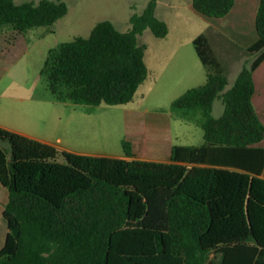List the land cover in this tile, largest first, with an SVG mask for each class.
<instances>
[{
    "label": "trees",
    "instance_id": "1",
    "mask_svg": "<svg viewBox=\"0 0 264 264\" xmlns=\"http://www.w3.org/2000/svg\"><path fill=\"white\" fill-rule=\"evenodd\" d=\"M235 4L192 0L195 11L215 19ZM156 9L151 0L129 31L106 20L88 37L51 49L41 74L54 98L93 107L133 103L150 73L139 36L148 29L158 39L169 35ZM68 12L64 0H0V35L51 27ZM255 25L258 40L240 50L256 58L229 89L209 38L193 41L207 79L171 110L199 124L205 143L173 146L167 163L136 159L127 141L125 158L89 156L0 127V185L9 192L0 264H264V148L257 147L264 124L253 104L264 0Z\"/></svg>",
    "mask_w": 264,
    "mask_h": 264
},
{
    "label": "rangeland",
    "instance_id": "2",
    "mask_svg": "<svg viewBox=\"0 0 264 264\" xmlns=\"http://www.w3.org/2000/svg\"><path fill=\"white\" fill-rule=\"evenodd\" d=\"M64 1L69 12L53 26L34 28L14 38L7 33L0 35V123L25 129L36 140L46 139L89 156L125 157L123 142L129 141L135 143L131 146L141 160L167 163V154L145 142L146 132L152 136L151 121L168 141L172 137L177 145H201V126L177 117L171 110L175 97L186 88L202 85L207 78V68L193 41L201 35L209 38L227 74V89L234 84L238 71L253 61L229 35L210 26L220 19L195 11L192 0H157L156 16L168 24L169 35L158 39L148 29L139 36L140 44L148 47L145 60L150 73L134 102L75 105L56 100L50 92L41 74L48 52L77 37H88L102 21H111L122 32L129 31L132 16L143 14L151 0ZM26 2L40 0H16L17 4ZM223 109L217 101L214 116L219 117ZM4 147L9 148L8 144ZM7 232V223L0 215V247Z\"/></svg>",
    "mask_w": 264,
    "mask_h": 264
},
{
    "label": "crops",
    "instance_id": "3",
    "mask_svg": "<svg viewBox=\"0 0 264 264\" xmlns=\"http://www.w3.org/2000/svg\"><path fill=\"white\" fill-rule=\"evenodd\" d=\"M259 1L260 0H236V4L233 7V9L231 10V12L228 14V16L223 18V19H220V20L212 21L210 26L216 30H219L220 32H224L227 35H229L231 37L232 41H234L236 44H238V46L240 48H243V49L248 48L249 46H251L252 44H254L258 40V34L256 31L255 23H256V16H257L258 8H259ZM5 35H9L11 38H14V36H17L19 34L14 33V32H9ZM251 58H253V61H254L256 56H253ZM244 67H246V66H244ZM244 67H242L238 71V73L235 77V80L237 79L239 73L242 71V69ZM253 79H254V83H255V94L253 96V104H254V107L256 109L258 117L260 118L261 122L264 124V59L259 64V66L255 69V71L253 73ZM235 80H234V82H235ZM198 86H200V85H198ZM198 86L186 88L185 91L183 93H181L178 97L183 95L188 90L195 88V87H198ZM178 97H175L174 100L177 99ZM217 101L220 102L221 105H223L221 100H217ZM214 107H215V104H214ZM223 107H224V105H223ZM223 112H224V109H223ZM223 112L221 113V115L223 114ZM213 115H214V110H213ZM219 117H216V118H219ZM170 118H174V116L171 115ZM154 123H155V125H152ZM0 127L36 140V138L33 137L31 134H29L25 129H22V128L20 129L16 126L14 127V126L3 124V123H0ZM158 129H159V127L157 126V123L151 121L152 133L150 130V134L152 136L148 135L149 132L148 133L146 132V134H144L143 136H144L145 142L151 143L150 145L153 146V148L162 152L163 154H167L168 158L166 159L165 162H169L171 149L173 146H175L177 144L174 143L172 137H170L169 141L166 140L163 137V133L159 132ZM146 130L149 131V127L147 125H146ZM38 141L50 144V145L56 147L59 151L72 152L70 149H65V148L58 146L55 143H53L49 140H46V139H39ZM202 141H203V143L201 145H203L205 143L204 132L202 135ZM60 142H61V139H60ZM127 142H129V141H127ZM129 143L131 145H133V147H134L135 143L134 144L131 142H129ZM201 145L181 144V146H201ZM257 147L264 148V140L259 145H257ZM133 153H134V156L136 159H140L136 155L134 149H133ZM121 158H125V157H121ZM262 177L264 178V171H263ZM8 199H9L8 190L0 185V215L2 217H3V212L5 210V207L8 203ZM3 219H4V217H3ZM7 234H8V232H7ZM7 234H6V237H7ZM6 237H5V240H6ZM4 243H5V241H4ZM4 243L0 247V250L3 248Z\"/></svg>",
    "mask_w": 264,
    "mask_h": 264
}]
</instances>
